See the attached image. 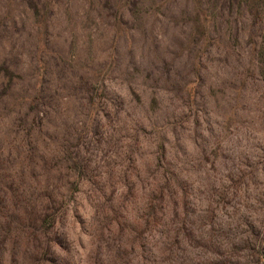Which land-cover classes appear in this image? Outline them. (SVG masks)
I'll return each mask as SVG.
<instances>
[{
    "label": "rangeland",
    "instance_id": "obj_1",
    "mask_svg": "<svg viewBox=\"0 0 264 264\" xmlns=\"http://www.w3.org/2000/svg\"><path fill=\"white\" fill-rule=\"evenodd\" d=\"M0 264H264V0H0Z\"/></svg>",
    "mask_w": 264,
    "mask_h": 264
},
{
    "label": "trees",
    "instance_id": "obj_2",
    "mask_svg": "<svg viewBox=\"0 0 264 264\" xmlns=\"http://www.w3.org/2000/svg\"><path fill=\"white\" fill-rule=\"evenodd\" d=\"M41 222L44 224L46 222V216L42 218Z\"/></svg>",
    "mask_w": 264,
    "mask_h": 264
}]
</instances>
